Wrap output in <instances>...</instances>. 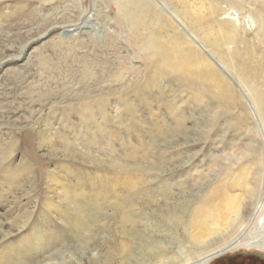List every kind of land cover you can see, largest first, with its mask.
<instances>
[{
  "label": "rangeland",
  "instance_id": "obj_1",
  "mask_svg": "<svg viewBox=\"0 0 264 264\" xmlns=\"http://www.w3.org/2000/svg\"><path fill=\"white\" fill-rule=\"evenodd\" d=\"M213 3L208 23L236 24L263 81L264 0ZM144 6L192 32L177 0H0L1 264H160L191 249L203 199L221 185L240 194L226 181L241 172L244 210L264 205V135L245 78L206 43L235 99L162 71L134 28ZM210 264H264V251Z\"/></svg>",
  "mask_w": 264,
  "mask_h": 264
},
{
  "label": "bare ground",
  "instance_id": "obj_2",
  "mask_svg": "<svg viewBox=\"0 0 264 264\" xmlns=\"http://www.w3.org/2000/svg\"><path fill=\"white\" fill-rule=\"evenodd\" d=\"M177 2L182 7L183 17L187 18L192 25V32L186 31L187 26V28L185 26L182 28L183 26L173 23L164 10L160 11L167 15L153 10L156 8L146 6L139 10L137 8L138 12H134V28L141 32L140 35H144V44L153 54L151 57L159 59L162 71L167 68L169 72H175L182 80L187 79L199 83L200 87L209 91L210 94L235 99L237 92L232 87V79L227 76L225 68L219 64L220 62L214 60L213 56L212 58L209 53H205L207 49L204 46L205 43L207 47L221 45L224 48L222 51L221 47L219 48L220 54L223 55L221 58L226 59L225 63L229 65V68H236L239 75L245 78V84L247 83L250 87H247L251 94L247 96L248 109L264 135V80L261 81L255 70L257 69L255 62L251 60L254 56L251 54L250 47L245 43V38L237 39L241 35L236 30V24L225 20L214 24L208 23L209 11L214 5L213 0H199L198 4H195L194 0H177ZM192 4L194 6H191ZM261 26H264V20ZM239 44H242V47ZM233 75L237 76L235 73ZM231 177L226 183L231 185L230 188L236 186L240 194L233 190L229 193L221 185L220 189L210 193L202 202L200 201L201 203L193 209L194 213L191 214L186 226L190 230L191 249L159 256L160 264H210L215 257L238 249L249 248L264 251V205L255 206L262 195L256 197V191H250L251 196L257 198L252 206L256 208L249 212L250 207L247 206L244 210L243 201L248 197L247 193L244 195V191L249 187L250 181L243 172L239 176ZM252 197H250L251 200L254 199ZM172 214L176 219L178 218L176 213ZM166 245L160 242L161 248L165 249Z\"/></svg>",
  "mask_w": 264,
  "mask_h": 264
},
{
  "label": "flooded vegetation",
  "instance_id": "obj_3",
  "mask_svg": "<svg viewBox=\"0 0 264 264\" xmlns=\"http://www.w3.org/2000/svg\"><path fill=\"white\" fill-rule=\"evenodd\" d=\"M259 256H260V255H259ZM259 256H258V257H259ZM260 258H262V257H260ZM262 259H263V258H262Z\"/></svg>",
  "mask_w": 264,
  "mask_h": 264
}]
</instances>
